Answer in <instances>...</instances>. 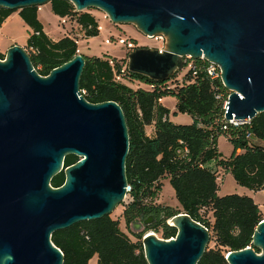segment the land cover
I'll return each mask as SVG.
<instances>
[{
  "label": "water",
  "instance_id": "water-1",
  "mask_svg": "<svg viewBox=\"0 0 264 264\" xmlns=\"http://www.w3.org/2000/svg\"><path fill=\"white\" fill-rule=\"evenodd\" d=\"M52 0H0L22 9ZM78 11L98 8L115 24H134L148 37L163 34L165 49L138 46L128 68L167 81L185 58L217 65L231 92L228 121L246 123L264 112V0H70ZM86 59H73L42 76L26 48L14 44L0 58V264H63L53 232L111 215L126 200L130 135L116 101L91 103L80 90ZM81 159L65 167V158ZM64 171L65 182L51 186ZM169 223L167 240L147 229L148 217L130 225L143 235L149 264H197L210 232L187 213ZM253 247L230 250V264H264V218Z\"/></svg>",
  "mask_w": 264,
  "mask_h": 264
},
{
  "label": "trees",
  "instance_id": "trees-1",
  "mask_svg": "<svg viewBox=\"0 0 264 264\" xmlns=\"http://www.w3.org/2000/svg\"><path fill=\"white\" fill-rule=\"evenodd\" d=\"M50 3L56 15L73 18L85 36L99 34L98 20L90 11H78L70 0ZM16 11L33 30L27 49L42 76H48L78 54L76 37L66 35L53 40L44 31L38 6L15 10L0 6V27ZM83 55L86 65L80 83L82 95L91 103L116 101L126 116L130 135L126 169L132 188L122 212L127 227L152 216L154 222L147 229L171 240L176 238L178 229L168 220L184 212L208 228L209 244L215 243L214 247L207 246L197 264H230L226 258L230 250L253 247L260 253L253 245L255 229L264 218L260 205L251 196H222L218 191L222 172L231 173L239 185L250 190H264V112L240 125L226 121L225 104L231 92L222 83L218 67L213 74L209 72L208 60L187 58L188 71L182 79L177 72L161 82L129 70L120 75L122 67L128 65L127 58ZM0 58L5 59V55L0 53ZM135 81L144 85L134 88L131 83ZM169 95L177 98L180 112L193 117L192 124L169 120L170 111L161 103ZM152 124L155 131L150 136L146 127ZM222 134L235 146L229 157L218 149ZM76 160L74 155L66 156L65 167ZM211 161L215 168L208 165ZM166 177L175 190L179 208L157 203ZM65 179L61 171L52 178L51 186L59 188ZM203 211L211 214L207 216ZM132 235L135 241L122 231L118 219L106 215L57 230L51 240L63 251V264H89L95 255L98 264H149L143 235Z\"/></svg>",
  "mask_w": 264,
  "mask_h": 264
},
{
  "label": "rangeland",
  "instance_id": "rangeland-1",
  "mask_svg": "<svg viewBox=\"0 0 264 264\" xmlns=\"http://www.w3.org/2000/svg\"><path fill=\"white\" fill-rule=\"evenodd\" d=\"M40 7L41 9H43L41 12L42 24H43V27H45L49 36L57 40L66 35H71L73 37L78 38L79 39L78 47H79L80 53L86 54L88 56L104 57L106 55H109L117 59L127 58L126 57L127 48H126V45L119 43L120 37L133 41L137 47L146 46V47H151V48H159L163 46L161 41L156 40L155 38H152V37H148L141 30H139L138 27L134 24H115L113 23L109 19V17L105 16L106 13L98 8H90V9L85 10V11H90L92 14L95 15V17L98 20L99 29H100V32L97 36L87 37L84 35L83 31L81 30V28L79 27V25L75 22L73 18L71 19L69 17L68 18L60 17L56 15L50 3H47ZM65 18H66V22L63 23V19ZM20 30L22 31L21 32L22 34L27 33V31L19 27L18 31ZM14 33H16V31ZM16 38H18V39H15L16 42H20L22 39V38H19L18 35ZM108 38L112 39V42L107 43L106 39ZM2 40H3V35L0 34V45L3 43ZM189 59H192V58H189ZM187 71H188V67H186V64H185V67L182 70L178 71V78L182 79ZM131 85L134 88H137L138 86L144 85V84L139 83V81H135L131 83ZM161 102L163 106L166 107L170 111L169 120L172 123L174 124H192L193 123V117L190 114L180 112L177 109V98L175 96L173 95L166 96L161 100ZM154 131L155 130H154L153 124L148 125L146 127V133L148 135H153ZM218 149L225 157H229L233 154L235 146L226 135L222 134L218 138ZM208 165L215 168L214 161H211ZM162 183H163V188H162L159 198L157 199V203L164 205V206L179 208L180 203L178 199L176 198L175 190L170 182V179L166 177L163 179ZM219 186L220 187H219L218 193L222 196L224 195L223 193L225 192L228 194L236 193V194L248 195V196H251L249 194H254L253 190H250L249 188L239 185L231 173L223 174L222 172L219 174ZM256 199L257 201L261 203L260 207L262 209V213L264 216V191H259V193L256 194ZM128 201L129 200L127 199L122 204L118 205L116 209L112 212L111 216L114 219H118L120 221V227L122 231L128 234L129 237L133 241H135L136 238L132 235L131 228L127 227L125 220L122 217V212L126 206V203H128ZM204 214L209 216L211 213L207 211V214L206 212ZM168 223H170V220H168ZM149 231L154 232L158 237L161 238V233H157L154 230H149ZM214 245H215L214 242H211V244H209V246L211 247H214ZM89 264H98V256L95 255L89 261Z\"/></svg>",
  "mask_w": 264,
  "mask_h": 264
},
{
  "label": "crops",
  "instance_id": "crops-1",
  "mask_svg": "<svg viewBox=\"0 0 264 264\" xmlns=\"http://www.w3.org/2000/svg\"><path fill=\"white\" fill-rule=\"evenodd\" d=\"M42 10L43 9H41V7H39L38 16H39V19H40L41 22H42V20H41V12H42ZM19 27L21 29L27 31V33L22 34L21 30L18 31ZM15 31H16L17 34L14 33ZM44 31L47 33L45 27H44ZM32 33H33V30L25 23V21L23 20V18L19 14V11L13 12L6 19V21L2 24V26L0 27V34L3 35V40H2L3 43L0 45V53H3L6 56V53H7L8 49L14 44H18V45H20V46H22V47L27 49L28 39H29V37H30V35ZM17 35H18L19 38H22L20 42H16L15 41V39H18V38H16ZM51 38L53 40H57V39H55L53 37H51ZM2 50H3V52H2ZM153 135H150V136H153ZM238 152H241V149H239ZM260 191H264V190H260ZM258 193H259V191H254V194H249V195L254 197L255 202H257L259 205H261V203L259 201H257V199H256V194H258ZM223 194L225 195V194H228V193L225 192Z\"/></svg>",
  "mask_w": 264,
  "mask_h": 264
},
{
  "label": "built area",
  "instance_id": "built-area-1",
  "mask_svg": "<svg viewBox=\"0 0 264 264\" xmlns=\"http://www.w3.org/2000/svg\"><path fill=\"white\" fill-rule=\"evenodd\" d=\"M105 16L108 17L107 14H105ZM67 18H68V17H67ZM65 22H66V18L63 19V23H65ZM152 38H155L156 40L161 41V43L163 44V46L159 47L160 50L165 49V46H166L165 43H167V38H166L165 35L160 34V35L154 36V37H152ZM76 42L79 43V39H78V38H76ZM106 42H107V43H110V42H112V39H109V38H108V39H106ZM119 43L126 45V48H127V55H128L129 52H131L132 50H134V49L137 47L133 41H131V40H129V39H126V38H123V37H120V38H119ZM27 51H28V50H27ZM28 52H29V51H28ZM78 53H80L79 50H78ZM187 58L189 59V57H187ZM187 58H185V59H187ZM201 59L206 60L205 58H201ZM210 63H211V62H210ZM216 67H217V65L211 63V67H210V69H209V72H210L211 74H213L214 71H215V68H216ZM128 70H129L128 65L123 66L120 75L125 74ZM129 71H130V70H129ZM220 74H221V72H220ZM117 78H118V79H121V76H117ZM218 97H219V96H218ZM226 105H227V102H226V104H225V107H226ZM225 119H226V118H225ZM226 121H228V120H226ZM228 122H230V123H232V124H235V125L244 124V123H242V122H237V121H228ZM247 122H249V121H247ZM247 122H246V123H247ZM224 127L226 128V126H224ZM187 152H188V148H185V149H184V153H187ZM131 190H132V188H131V186L129 185V186H128V193H127V195H126V200H127V199L129 200V193L131 192Z\"/></svg>",
  "mask_w": 264,
  "mask_h": 264
},
{
  "label": "flooded vegetation",
  "instance_id": "flooded-vegetation-1",
  "mask_svg": "<svg viewBox=\"0 0 264 264\" xmlns=\"http://www.w3.org/2000/svg\"><path fill=\"white\" fill-rule=\"evenodd\" d=\"M71 155H74L77 157V160L73 164L77 163L81 159V156H79V155H76V154H71ZM73 164H71V165H73Z\"/></svg>",
  "mask_w": 264,
  "mask_h": 264
},
{
  "label": "bare ground",
  "instance_id": "bare-ground-1",
  "mask_svg": "<svg viewBox=\"0 0 264 264\" xmlns=\"http://www.w3.org/2000/svg\"><path fill=\"white\" fill-rule=\"evenodd\" d=\"M170 223H172V221H170Z\"/></svg>",
  "mask_w": 264,
  "mask_h": 264
}]
</instances>
